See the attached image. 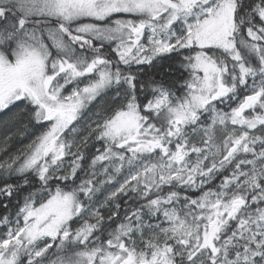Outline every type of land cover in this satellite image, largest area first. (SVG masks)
<instances>
[{
	"label": "snow or ice",
	"instance_id": "obj_1",
	"mask_svg": "<svg viewBox=\"0 0 264 264\" xmlns=\"http://www.w3.org/2000/svg\"><path fill=\"white\" fill-rule=\"evenodd\" d=\"M0 264H264V0H0Z\"/></svg>",
	"mask_w": 264,
	"mask_h": 264
}]
</instances>
